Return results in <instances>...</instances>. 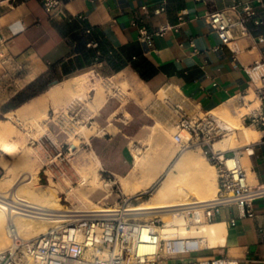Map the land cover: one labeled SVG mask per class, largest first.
I'll list each match as a JSON object with an SVG mask.
<instances>
[{"label":"crops","instance_id":"crops-1","mask_svg":"<svg viewBox=\"0 0 264 264\" xmlns=\"http://www.w3.org/2000/svg\"><path fill=\"white\" fill-rule=\"evenodd\" d=\"M245 2L255 3L257 9V16L248 22L251 34L224 45L202 17ZM161 8L164 10L157 12ZM143 29L153 35L154 49L141 41ZM160 29L166 30L159 33ZM259 37H264V0H60L51 14L40 0H0V57L4 63L25 68V76L33 77L31 81L51 71L59 72L60 80L46 91L75 77L95 76L132 94L128 99L134 118L130 127L104 132L91 140L109 178L105 181L117 187L118 199L147 198L161 176L143 188L147 177L167 168L180 155L163 133H154L156 120H144L140 104L164 93L174 109L183 103L197 113L224 107L232 112L252 106L256 109L260 81L249 71L264 57V43L258 44ZM248 101L252 103L246 105ZM114 108L113 104L104 108L101 132L106 130ZM255 131L256 139L237 148L242 149L241 162L250 174V184L264 188L263 134ZM149 140H156L158 155L144 156L143 167L134 176L136 156L130 144L145 153ZM228 149L231 156L235 148ZM4 157L0 151V159ZM41 171L39 168L35 174ZM6 172L0 165V180L7 177ZM251 206L255 213L252 218L241 217L243 212L236 205L223 207L208 223L221 226L223 242L181 258L224 256L238 259L240 264H264V197Z\"/></svg>","mask_w":264,"mask_h":264},{"label":"built area","instance_id":"built-area-1","mask_svg":"<svg viewBox=\"0 0 264 264\" xmlns=\"http://www.w3.org/2000/svg\"><path fill=\"white\" fill-rule=\"evenodd\" d=\"M40 1L48 14L60 5V0ZM261 2L262 0H257V3ZM163 10L161 8L157 12ZM256 16L255 3L245 2L207 13L202 18L219 35L223 44L228 45L238 36L251 34L248 22ZM165 30L160 29L158 32L163 33ZM152 37L147 30H142L141 41L148 49H154ZM257 42L264 43V37H259ZM249 73L259 77L256 99L260 104L256 109L243 114L242 118L244 123L262 132L264 141V57L260 63L251 67ZM110 83L113 85L111 81ZM114 90L118 94L123 93L116 87ZM248 103L252 102L248 101L246 105ZM172 109L177 129L174 138L181 150L201 149L205 159L216 171L217 194L209 201L193 204L194 207L187 214L192 223H189L188 229L208 224L223 207L230 205H236L243 212L241 217L252 218L255 213L251 204L264 197V188L250 184L248 170L241 163L242 149H232L231 156L230 149L217 152L213 150L215 141L222 140L233 132L231 125L212 112L197 113L189 106ZM183 132L189 135L188 139L183 137ZM131 199L122 197L118 199L116 206L69 216L65 221L31 239L19 233L10 217L6 224L9 245L6 248L0 247V264H165L166 261H174L170 264H240L238 259L224 256L195 260L181 258L176 252V240L158 243L153 230L146 237V224L160 227L164 222L161 217L147 219L130 210ZM19 212L30 213L25 209H19ZM235 222L232 219V223ZM180 244L185 252L199 250V243L195 240L186 239L185 243ZM145 246H153L155 250H144Z\"/></svg>","mask_w":264,"mask_h":264},{"label":"rangeland","instance_id":"rangeland-1","mask_svg":"<svg viewBox=\"0 0 264 264\" xmlns=\"http://www.w3.org/2000/svg\"><path fill=\"white\" fill-rule=\"evenodd\" d=\"M25 72V68L17 67L12 63H4L0 57V127L1 130L2 128L3 130L8 129L15 135L13 141H8V144L15 146L20 151L22 157L19 159V161L21 163L19 161L18 162L19 164L23 163V165H25L20 166L24 170H28L35 175L34 186L42 194L48 197V199H54L53 201L56 202L58 208L65 210H75L92 209L93 207L103 208L116 206L118 204V198L116 197V186L114 185L111 187L110 182L105 181V178H109L106 177V173L103 171L97 149L92 146L91 140L95 138V136L98 138L101 137L104 135V132L116 133L122 129L130 127L132 122H134L132 113L128 108L130 104L128 99L132 97V94H118L114 90L115 86L112 85L109 80L94 76L88 78V84L86 86L87 88H76L75 93H82V95L85 96V99L80 102L77 101L76 104L70 105L69 108L71 109L67 108L68 105L66 106V104H69L68 99L71 100L75 96L73 92H71L72 94L66 93L67 95H64L65 97H63V99L67 97L65 99L66 102L61 100V102H63L61 105L59 100L55 101L58 102V106L56 105L57 103L48 101L47 104H43L41 107L39 106L41 109L38 107L36 112H31L32 108L29 110V107H25L24 103H30L33 98L39 96L45 91L38 93L33 97L32 95H34L44 86H47L52 82L56 83L61 77L59 76V72L51 71L50 73L46 74L34 87H30L35 81H31L30 77L25 76ZM93 80L95 82H93ZM96 82L97 84L95 85L94 83ZM93 87L96 89L92 90ZM97 87L100 91L97 89ZM101 89L104 91H101ZM78 91L80 92L78 93ZM98 92H101V94L103 92L106 93L104 95L102 94L104 97L101 98V95H99ZM98 96L101 98V102ZM97 97L99 102L96 100ZM24 100L26 101L23 102ZM53 104H55V106ZM110 104H113L115 108L113 109L112 114L108 116L106 123L108 126L106 130L101 132L103 127L101 124V114L103 113L104 108ZM95 105L97 108H95ZM92 106L94 107L92 108ZM182 106H189L192 108V106L188 105L187 103H183ZM23 107L27 108L26 110L28 111H24ZM254 107L255 106H252L250 109L243 108L241 110H237L236 112H232L228 108L224 107L214 111L213 114L230 124L232 128L236 125L239 126L241 123L242 125L240 124V126L249 127L255 131L254 128L250 127L247 123H244L242 118L243 114L253 110ZM45 108L47 110H45L47 113V118L43 116ZM140 111L142 117H144V120L145 118L156 120V126L153 130L154 133H163L165 139L169 140L171 146L177 151H180V154L185 150L191 149L192 152L195 153L196 157H198L202 162L208 164L201 149L187 148L181 150L180 145L176 142L174 138L175 134L177 133V129L174 125L175 114L173 109L169 107V104L166 100V95L164 93H160L151 99L144 100L140 104ZM10 116H12V118ZM35 116L39 118L40 125L43 127L44 132H35V129L27 124V122ZM83 127L87 128L82 129ZM81 130V133H83L86 138H81L78 135V131ZM34 133H37L38 135L33 139L31 135ZM81 133L80 135H82ZM183 135L187 136V133L183 132ZM257 136L258 134H253L245 137L242 134V130H234L225 138L229 142V148H237L243 146L245 143H249L253 139H256ZM97 137L95 139H98ZM147 144L149 149L146 150L145 153L139 149L136 150L134 145L132 143L130 144L136 156V168L133 174L134 176L138 170L142 169L144 164V156L149 157L152 153L155 157L158 155V152L156 151V140H149ZM74 145L77 148H75ZM139 152L141 153L140 155ZM6 158L0 159V165L6 168L7 179H3V182L0 180V183H4V181L14 177V174L8 172V169L14 165L16 159L8 158L10 160L8 161ZM22 158L27 159L26 161L28 163L24 160L22 162ZM173 163L174 161L164 169L165 172L162 173L158 183L149 192L148 197L140 200H135L136 197H134L131 199L130 206L134 207L140 204H145L151 200ZM241 163L246 167L243 161ZM189 167L190 166H188L187 169L183 168L181 171L177 169L173 170L171 175L172 187L174 190L180 189L183 192L175 197H169L168 199L166 198V201L180 199L184 197L183 194H185L187 191L189 192V197L192 196L191 198L196 200L193 198V196L196 195V191L200 189L196 190V178ZM39 168H41L42 171L37 176L35 172ZM210 168L214 171L216 177L215 169L212 167ZM160 171L161 170H156L152 172L147 177V181L152 180ZM9 175L11 177H9ZM249 175L250 174L248 172V178ZM95 177L98 181H92V183L97 182L98 184L96 183V185L91 184L90 181ZM249 181H251L250 178ZM121 182L125 181L122 180ZM124 186L127 187L126 182ZM112 190H115L114 193H112ZM126 191L128 193V190ZM216 194L217 189L214 194H208L206 199H212L216 196ZM37 222L44 232L55 225L43 220H37ZM190 224L192 225L191 221ZM192 229H194V227H192ZM22 236L27 238L25 235ZM192 236L194 235L190 233L188 238L197 242L199 241L198 238ZM174 244L176 246L177 255L189 257L195 255L200 249L206 247V245L201 246L199 243V250L185 252L182 251V245L177 240L174 242ZM1 245L2 244L0 243V246ZM167 253H169V251H167ZM173 262L174 261H166L165 264H170Z\"/></svg>","mask_w":264,"mask_h":264},{"label":"bare ground","instance_id":"bare-ground-1","mask_svg":"<svg viewBox=\"0 0 264 264\" xmlns=\"http://www.w3.org/2000/svg\"><path fill=\"white\" fill-rule=\"evenodd\" d=\"M32 78L33 77H30V79ZM88 78L89 77L87 76H82V77H75L70 80H67L61 86L57 85V86L51 87L44 94L33 98V100L30 103H24V105L25 107L26 106L29 107V110L30 108H32L31 112H36L39 106L41 107L43 104L44 105L47 104L48 101L55 102L59 100L60 105H61L63 103L61 102V100L65 101V99L67 98L66 97L65 99H63V97H65L64 95L71 93L70 91H72V89L74 88L76 89L78 87H81V88L86 87L88 84ZM93 82L95 81L93 80ZM94 84L96 85L97 82ZM103 89H101V91ZM79 92L80 91H78V93ZM98 93L99 95H101L100 97L102 98L104 97L102 96V94L104 95L106 92L105 93L103 92L102 94L101 92H98ZM74 94L75 96L71 100L68 99L69 104H66V106L68 105L67 108H69L70 105L72 104H76L77 101L80 102L85 99V96L82 95V93H79V94L74 93ZM98 97L96 98V100H98ZM101 98H100V102H101ZM97 102H99V100ZM55 103H57L56 105L58 106V102H55ZM53 105L55 106V104ZM96 105H95V108H97ZM25 107H23V110L28 111L26 110L27 108ZM93 107L94 106H92V108ZM45 110L46 108L44 109L43 116L47 118V113L45 112ZM10 117L12 118V116ZM27 124H29L30 127H33L35 129V132H39V133L44 132L43 127L40 125L39 118L36 116L33 117L30 121H28ZM240 124L239 126L238 125L234 126L232 128L233 131L242 130V134L245 137L253 135V134L255 135L257 134L256 131L250 129L249 127L240 126ZM84 128H87V127H83L82 129ZM81 132L82 130L78 131V135L81 138H86ZM80 133L82 135H80ZM37 135H38L37 133H34L31 136L34 139ZM183 137L185 139H188L189 135L187 134V136H183ZM14 138H15V135L13 134L12 131H9L8 129L3 130V128L1 130V127H0V151L4 154L5 156L4 158L7 157L11 159H16L14 165L8 169V172H11V174H14V177L11 179L9 178V180L4 181V183H0V243L2 244L0 247L3 246V248H6L9 245V240H8V237L6 236L5 231H6V224L10 217L13 219L19 233L21 235H25L28 239H31L44 232V230L40 228L37 220L47 221L49 223H53L56 225L60 222L65 221L67 217L72 216V215H77L80 212L99 211L101 209L97 207H93L92 209H75V210H72V209L65 210V209L58 208L56 205V202L53 201L54 199L53 200L48 199V197L42 194L34 186L35 185V175L29 172L28 170H24L21 167L23 163L19 164L20 162L19 159L22 157L20 151L15 146L8 144V141L12 142ZM75 148L77 147L75 146ZM228 148H229V142L228 140H226V138L215 141L213 143V150L216 152L229 150ZM23 160L26 161L27 159L22 158V162ZM186 165L190 166L189 168L192 170V173L196 178L197 186L195 184V187H198V189H200L197 191L195 190L196 195H194L193 198H195L196 200L192 199L191 198L192 196L189 197V192L187 191L185 192V194H183L184 197L180 199L166 201L165 200L166 198L168 199L169 197H175L183 192L180 189L174 190V188L172 187V176L171 175L174 169L181 171V169H183ZM210 167L215 169L210 163L206 164L205 162H202L198 157H196L195 153L192 152L191 149L185 150L176 158V160L174 161L170 169L167 171L165 178L163 179L159 188H157V191L153 195L151 200H149L145 204H140V205L130 208V210L136 211V213L144 215L147 219H152V218H157V217H161L163 219L165 223L164 226L158 227V226H153L150 224L145 225L144 232H145L146 237L149 231L153 230L155 234L154 236L155 240L158 243L161 241L169 242L173 240H178L180 243H185V240L189 239L188 235L190 233L194 235L192 237L199 239L198 243H200L201 246L206 245L209 247H214V246L220 245L223 242L224 232L221 229V226L204 224L200 227H194V229L192 230H189L187 227L190 223V220L187 214H188L189 209L194 207L193 204L209 201L210 199H206V196L210 193L214 194V192H216L217 181L215 179L216 178L215 173ZM163 170L164 169H162L159 173H157V175L152 180L147 181L143 185V188L146 187L147 185H150L153 181L158 179L159 176H161ZM94 179L90 181H91V184L96 185L97 182L92 183V181H98V180L96 177ZM121 183L122 185H125V182H121ZM4 189H7V190H4ZM8 205H12V206H8ZM19 209L21 210L25 209L27 212H30V213L22 214L21 212H19ZM55 212H63V213H55ZM44 215H50V217H46ZM143 248L144 250H149V251L155 250V247L153 246H145Z\"/></svg>","mask_w":264,"mask_h":264},{"label":"trees","instance_id":"trees-1","mask_svg":"<svg viewBox=\"0 0 264 264\" xmlns=\"http://www.w3.org/2000/svg\"><path fill=\"white\" fill-rule=\"evenodd\" d=\"M68 73H69L68 71L65 72V74H68ZM43 77L44 76L36 79L35 82L31 84L30 87H34ZM52 84H54V83L52 82V83L48 84L47 86H44L42 89L38 90L34 95H32V97L37 95L38 93H42V92L46 91ZM26 100H24L23 102H25Z\"/></svg>","mask_w":264,"mask_h":264}]
</instances>
